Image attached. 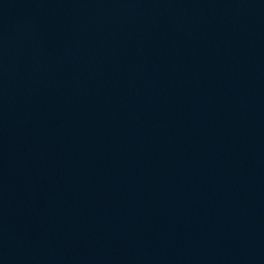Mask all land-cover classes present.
Wrapping results in <instances>:
<instances>
[{
	"label": "water",
	"instance_id": "obj_1",
	"mask_svg": "<svg viewBox=\"0 0 264 264\" xmlns=\"http://www.w3.org/2000/svg\"><path fill=\"white\" fill-rule=\"evenodd\" d=\"M0 264H264V0H0Z\"/></svg>",
	"mask_w": 264,
	"mask_h": 264
}]
</instances>
